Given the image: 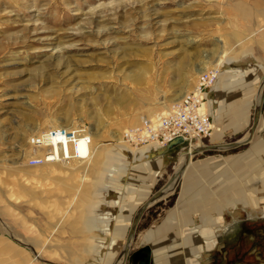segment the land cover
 I'll list each match as a JSON object with an SVG mask.
<instances>
[{"label":"rangeland","instance_id":"374dc122","mask_svg":"<svg viewBox=\"0 0 264 264\" xmlns=\"http://www.w3.org/2000/svg\"><path fill=\"white\" fill-rule=\"evenodd\" d=\"M200 71L216 74L207 96L214 128L193 145L247 139L264 85V0H0V264H123L140 208L194 147L148 160L164 149L123 134L173 108ZM245 116L243 130L225 129ZM263 125L238 148L192 155L172 191L142 213L124 264H157L152 249L195 235L204 217L218 221L206 226L215 243L194 263L230 264L237 252L236 264H264L247 256L252 241L242 236L264 228V153L250 149L264 141ZM52 129L84 131L90 158L31 165L44 155L31 139ZM242 196L257 205L227 204ZM158 228L160 244L145 238Z\"/></svg>","mask_w":264,"mask_h":264},{"label":"built area","instance_id":"2783aa9c","mask_svg":"<svg viewBox=\"0 0 264 264\" xmlns=\"http://www.w3.org/2000/svg\"><path fill=\"white\" fill-rule=\"evenodd\" d=\"M216 74L202 73L196 84L173 108L162 112L154 121L130 128L123 134L126 143L135 146L166 147L171 141L180 138L188 148L209 137L214 128L207 111V91ZM54 138L59 153H48L45 157L34 158L31 165L43 163L85 162L92 154L91 139L84 131L71 129L47 130L31 139L34 146H52ZM69 147V154L66 152Z\"/></svg>","mask_w":264,"mask_h":264},{"label":"crops","instance_id":"0c3cea01","mask_svg":"<svg viewBox=\"0 0 264 264\" xmlns=\"http://www.w3.org/2000/svg\"><path fill=\"white\" fill-rule=\"evenodd\" d=\"M208 91H207V96H208ZM262 91L264 92V90H262ZM258 107H257V110H258ZM239 114H240V111H238V113H237L238 116H236V117H240ZM248 120H249L248 116H245V118H243V119H239L237 121L229 122V124L226 126L225 129H227L229 127V129H231L233 133H238L239 131L243 130L247 126V124L249 122ZM253 120H254V118H253ZM263 121H264V116H262L261 112H260V116H259L257 125L255 126L254 133H253V136H252L251 140L253 139L255 133L257 132V130H259L258 127H259V125H261L263 123ZM211 122H212V120H211ZM259 123H261V124H259ZM252 125H253V122H252ZM263 126H261V127H263ZM225 129H223V130H225ZM222 135L223 136H221V137H224V134H222ZM197 145L200 147L199 144H197ZM197 145H195V146H197ZM208 147H214V149L212 148L211 150H217V148H216L217 146H208ZM208 147H205V148H203L201 150H197V151H200L199 153H202L203 151H211V150H206V148H208ZM236 148H238V147H236ZM230 149H234V148H230ZM250 149H251V151L254 154L264 153V141L263 140H258L256 142H253L251 147H250ZM224 150H227V149H224ZM157 155L161 157V155L163 156L164 154H160L159 155V154H156V153L148 152L147 158H148V160H152V159H155L157 157ZM189 164L185 168L184 172H186L187 168H189ZM152 165H153L152 166V172H151L150 175L152 177H156L157 174H158L159 168L154 163H152ZM196 167L203 168V167H207V166L206 165L204 166L203 164H199ZM217 167H218V165L214 164V171H213L214 173L215 172L218 173V170H216ZM184 172H182V174ZM182 174H181V176H182ZM218 175H219V173L216 174V178H213V180H215V181H212V182L216 183V181H218ZM151 176L147 177V182L149 181V178H151ZM209 183H211V182H209ZM151 185H152V183H150V184L148 183V184H144V186H139L137 188V198H138L137 203L141 202L142 200H144L146 195H148V193L150 192V189H151L150 188ZM190 185H192L191 181H189L188 186H187L186 189H189ZM250 199H248V197L246 198L244 196H242V198L238 197L237 199H228L229 201H228L227 204L234 206L235 204H240L241 203L244 206H246L249 203H251L249 201ZM256 205H257L256 202H254L252 204V206H256ZM217 210H218V215H221L222 208L220 207ZM123 219L125 220V222L122 221ZM128 220H129V216L122 217V218L118 219V222L120 221V224L118 222L116 223L115 236L117 234H120V233L123 234V230H124V228L126 229V225H127ZM217 223H218V221L216 219L212 220L210 218H205L204 217L202 219L201 225L199 227H197V231L195 232V235L193 233V234H191L189 236L184 237L182 240H174V241H172L171 244L164 251L162 250V248H159L160 245H158L156 247L158 249H155L154 251L152 249V253H154V256H156V258H157V264H196L197 262L194 263V261H193V256H195L197 258L200 255V253H202L203 251H208L215 243V236H214L215 234H213L211 231L207 230L206 226H208L209 224H215L216 225ZM118 224L121 226L119 231H117V228H116ZM185 224L192 225L193 224L192 218L186 219ZM159 229L160 228H158V229H156V230H154L152 232L150 231L146 235L145 238L146 239H152L153 238V239L156 240V237H157L158 240L160 239L159 240V244H160L162 242L161 239L163 237L160 235V233H161L160 231L161 230H159ZM167 237H170V235L167 236ZM170 238H172V237H170ZM173 239H175V237H173ZM164 253H167V257L166 256L163 257L162 254H164Z\"/></svg>","mask_w":264,"mask_h":264},{"label":"water","instance_id":"95a60500","mask_svg":"<svg viewBox=\"0 0 264 264\" xmlns=\"http://www.w3.org/2000/svg\"><path fill=\"white\" fill-rule=\"evenodd\" d=\"M263 100H264V93H263V96H262V98H261V103H260V105H259V107H258L257 113H256V115H255V117H254L253 125H252V127H251L249 137H248L247 139H241V140H238V141L233 142V143H229V144H225V145L217 146V147H216L217 149H222V150H224V149L236 148V147H239V146H241V145L246 144L247 142H249V141L251 140V138H252V136H253V133H254L255 126L257 125V122H258V119H259V116H260V112H261V107H262ZM181 144H182V140H181L180 138L175 139V140L171 141L166 147H164V148H163L164 150H163L162 152H157L156 154H159V155H160V154H163L166 150H168V149H170V148H172V147H175V146L181 145ZM212 148L214 149V147H208V148H206V150H211ZM199 152H200V151H195V152L193 153V155H195V154H197V153H199ZM175 175H176V174H174V175L170 178L169 182L165 185V187L171 182V180L175 177ZM165 187H164V188H165ZM164 188H163V189H164ZM163 189H161L158 193L154 194V195L149 199V201H148L147 203H145V204L140 208L139 212L137 213L136 217L134 218L133 223H132L131 230L129 231V233H128V235H127V239H126L127 247H126L125 252H124L125 259H126L127 256H128V248H129L128 245H130V243H131V241H132V239H133V235H134L135 228H136V226H137V223H138V221H139V219H140L142 213L145 211V209H146L148 206H150L151 204H153V203H155L156 201H158V200L161 199V198H160V195H161ZM139 264H144V262H140Z\"/></svg>","mask_w":264,"mask_h":264},{"label":"bare ground","instance_id":"6f19581e","mask_svg":"<svg viewBox=\"0 0 264 264\" xmlns=\"http://www.w3.org/2000/svg\"><path fill=\"white\" fill-rule=\"evenodd\" d=\"M219 65V59H217L216 61H215V63L213 64V67L216 69L217 68V66ZM213 73H215V72H213ZM199 74H201V71L199 72ZM262 88H263V90H264V85L262 86ZM263 93L264 92H260L259 94H258V96H257V99H256V106L258 107L259 105H260V103H261V98H262V96H263ZM257 107H256V109H257ZM119 140V139H118ZM53 141V147L52 146H40L39 147V150H41V152L44 154V155H42L43 157H45L48 153H59V147L56 145V141H57V139L56 138H54V140H52ZM197 145V144H196ZM192 147V146H191ZM196 148H200L198 145L197 146H194V147H192L191 148V152H189V153H187L185 156H183V158L181 159V162H180V165H179V167H178V171H177V173L176 174H178V173H180V171L181 170H183L184 168L182 167V166H184L185 165V163H187V160H190V157L193 155L192 153L193 152H195L196 150H198V149H196ZM179 179V177H178V175L176 176L175 175V178L174 179H172L171 180V182L162 190V193H161V195H160V198H162L163 197V193H164V191H165V189L167 190V191H172V189L175 187V184H176V182H177V180ZM128 246H130V245H128ZM126 247H127V244H126ZM126 247H125V249H126ZM125 252V251H124ZM125 263V256H124V253H123V264ZM118 264H122L121 262H119Z\"/></svg>","mask_w":264,"mask_h":264},{"label":"flooded vegetation","instance_id":"af4514ba","mask_svg":"<svg viewBox=\"0 0 264 264\" xmlns=\"http://www.w3.org/2000/svg\"><path fill=\"white\" fill-rule=\"evenodd\" d=\"M264 224V221L262 222ZM242 236H245L247 238H249L252 241V244L250 245V249L252 248L251 251H248L247 256H249L251 253H255L254 257L255 259H263V253H264V228L262 230H260L259 228H254L253 230H250L249 232H244L242 234ZM239 246H237L238 248ZM236 256H238L237 252H236ZM244 254V258L247 257ZM261 256V257H260ZM237 257H235L230 261V264H236L238 263V260L236 259Z\"/></svg>","mask_w":264,"mask_h":264}]
</instances>
